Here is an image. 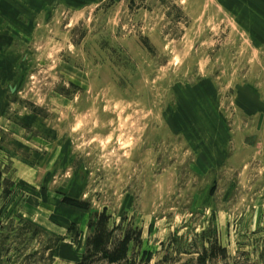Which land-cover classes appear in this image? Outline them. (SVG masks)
Instances as JSON below:
<instances>
[{"label":"rangeland","instance_id":"obj_1","mask_svg":"<svg viewBox=\"0 0 264 264\" xmlns=\"http://www.w3.org/2000/svg\"><path fill=\"white\" fill-rule=\"evenodd\" d=\"M0 264H264V0H0Z\"/></svg>","mask_w":264,"mask_h":264}]
</instances>
